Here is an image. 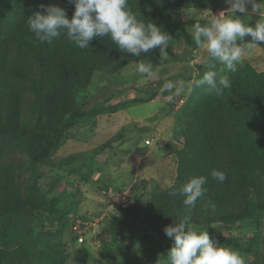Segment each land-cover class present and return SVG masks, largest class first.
<instances>
[{"label": "trees", "instance_id": "trees-1", "mask_svg": "<svg viewBox=\"0 0 264 264\" xmlns=\"http://www.w3.org/2000/svg\"><path fill=\"white\" fill-rule=\"evenodd\" d=\"M223 1L128 0V10L138 19L154 22L171 36L169 56L161 61L158 48L134 57L120 51L109 36L96 37L84 49L64 33L51 44L41 43L30 32L28 18L42 12V6H58L71 19L74 5L68 0H0V264H67L71 259L73 264H170L168 251L174 242L163 229L189 214L179 188L193 176L207 179L204 196L191 209V225L208 231L218 245L238 251L245 264H264V70H256L242 56L235 72L220 73L223 65L206 52V61L184 78L192 83L180 94L158 81L140 89L142 97L111 104V96L84 109L96 73L114 82L121 70L140 60L150 61L152 69L179 62L176 46H183V54L191 58L200 49L193 25H207L211 14L228 7ZM209 71L226 76L231 87L209 94L205 86H197ZM101 87L98 90L105 89ZM121 90H116L117 97ZM169 92L170 101L148 120L154 122L160 114L173 116L174 140L181 142L174 149V176L166 188L139 181L132 186L127 205H114L126 227L141 219L157 232L163 246L136 254L131 239L109 224L115 220L111 215L105 221L109 238L100 241L94 258L89 240L76 246L79 236L74 229L84 232L90 222L78 209L79 183L90 176L86 171L78 175L76 166L89 158L70 155L59 161L54 156L78 121L112 115ZM124 133L121 128L89 157L112 148ZM214 169L226 171L223 183L212 177ZM77 175L74 189L67 190ZM103 188L107 192L109 187ZM113 191L123 193L125 188ZM173 191L176 196L170 195ZM247 221L259 225V230L240 235V226Z\"/></svg>", "mask_w": 264, "mask_h": 264}, {"label": "rangeland", "instance_id": "rangeland-1", "mask_svg": "<svg viewBox=\"0 0 264 264\" xmlns=\"http://www.w3.org/2000/svg\"><path fill=\"white\" fill-rule=\"evenodd\" d=\"M205 2H208V0H205ZM193 16H197V14ZM245 19L249 26L254 27L259 17L251 15L245 16ZM248 42H251L250 36L245 37V51L242 56L248 59L256 70L263 71L264 44L247 46ZM174 49L177 56L182 60L152 69L156 72L158 78L149 79L143 84L140 83L143 76L137 71L135 64H130L121 70L114 82L108 77L96 73L89 87L92 95L84 100V109H88L102 101V99L111 96L113 97L111 104L142 97L145 94L143 95L140 89H145L149 86L154 87V84L158 81H162L164 84L171 81L176 84L177 80L175 78L177 77L182 78L180 81H183L185 87L188 88L192 80L190 79L186 83L184 78L190 72L194 73V67L206 61L207 50L206 48H200L193 52V56L190 58L183 54V46H176ZM98 80L101 81V84L95 86ZM103 85L105 89L102 91L98 90L103 88L101 87ZM119 88H122V90L119 97H117L116 90H119ZM171 96V92L166 96H162L159 93L152 102L124 107L122 111L112 115L85 118L78 121L70 131L68 141L64 143L54 156L59 161L70 155H82L84 158L89 159L94 158L93 160L86 159L84 162L76 164V166L80 167L78 175L86 171L90 176V180L88 179L86 183L83 181L79 183L81 195L78 196L80 198L78 206L80 215H87L90 222L82 230L84 232L78 231L77 227L74 228L79 236L76 246L78 247L82 242L89 240L93 248L92 255L94 258H96L95 255L100 241L102 239L108 240L109 238L105 221L111 215L114 216L115 220L109 221V224L112 225V228L119 235L131 239L133 251L136 254H140L148 247L160 248L163 246V241L157 235V232L143 223L141 219L129 222L130 225L126 227L125 218L115 209L114 205L116 204L111 203L113 197L109 195V190L107 192L104 191L106 190L104 188L102 190V186L113 189L124 187L125 191L129 192H132V186L135 183L142 180L153 187L166 188L169 186L174 176L176 165L174 149L181 147V142L174 140V133L171 129L173 116L160 114L154 122H150L148 119L156 115L161 110V107L170 101ZM184 99L185 97L181 100L184 101ZM179 105L181 104L176 103L174 105L175 111L179 108ZM121 128H125V133L119 142L113 144L112 148L102 153H97L98 155L96 154L95 157H89L91 150L103 145ZM142 128H145L144 133ZM155 131L161 132V135L158 136ZM158 139L161 141L155 144ZM146 140H148V144H146ZM78 175L72 177L70 184L67 185V190L71 191L74 189V185L78 181ZM147 199L148 197L146 196L144 200L146 201ZM258 226L254 222L247 221L240 226L239 234L250 236L259 230L260 226ZM85 232L87 233L84 234ZM261 235H264V228L261 230ZM87 250L89 252L88 248ZM73 263L74 259H71L67 264Z\"/></svg>", "mask_w": 264, "mask_h": 264}, {"label": "clouds", "instance_id": "clouds-1", "mask_svg": "<svg viewBox=\"0 0 264 264\" xmlns=\"http://www.w3.org/2000/svg\"><path fill=\"white\" fill-rule=\"evenodd\" d=\"M68 2L74 5L71 19L68 18L66 11L58 6H42V12L37 11L28 18V28L39 42L51 44L64 33L75 46L84 49L88 48L89 42L96 37L109 36L120 51L134 57H140L141 53L158 48L160 60L168 58L166 49L169 48L171 36L154 22L145 23L138 19L136 14L128 10V0H68ZM224 3L228 7L225 10H216L215 16L211 14L207 25L202 26L199 22L193 25V39L196 45L206 48L210 58L223 65L220 73L225 70L236 71L245 51L246 36L251 37V42H248L247 46L264 44V0H224ZM219 11L221 12L218 14ZM251 15L259 17L254 27L249 26L242 18ZM137 71L143 76L141 84L149 79L158 78L156 72L152 70L150 61L147 63L143 60L138 61ZM177 84L178 86L169 81L164 87L166 89L176 87V93L180 94L185 85L183 81ZM200 85L205 86L209 94L216 93L221 86L231 87L228 78L216 71L207 72L197 82V86ZM182 103L183 101L179 102ZM155 132L158 136L161 135V132ZM145 142L149 143L148 140ZM211 175L220 183L227 178L226 171L214 169ZM206 179L204 176H193L179 188V194L185 197L183 204L189 214L174 225H168L163 229L166 237L174 242L168 251L170 264H245L238 251L218 245L210 238L208 231H198L190 223L191 209L206 192L204 188ZM108 190L112 194L121 193L113 191L115 190L113 188ZM170 195L176 196L177 192L173 191Z\"/></svg>", "mask_w": 264, "mask_h": 264}, {"label": "built area", "instance_id": "built-area-1", "mask_svg": "<svg viewBox=\"0 0 264 264\" xmlns=\"http://www.w3.org/2000/svg\"><path fill=\"white\" fill-rule=\"evenodd\" d=\"M220 12L221 11H219L218 14ZM213 15L215 16L217 14L214 13ZM109 194H111V197H113L112 198V201L113 202H115L117 204H121L122 206H125L126 203H127L128 198H131L132 197V194L130 192H128V191H124L123 193L122 192L121 193H114V194H112V193L109 192ZM120 200H121V202H120Z\"/></svg>", "mask_w": 264, "mask_h": 264}]
</instances>
